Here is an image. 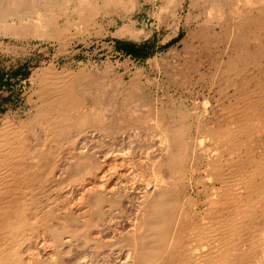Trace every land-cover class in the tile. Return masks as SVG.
<instances>
[{"label":"bare ground","instance_id":"bare-ground-1","mask_svg":"<svg viewBox=\"0 0 264 264\" xmlns=\"http://www.w3.org/2000/svg\"><path fill=\"white\" fill-rule=\"evenodd\" d=\"M148 2L158 28H171L163 42L187 30L182 48L150 61L169 87L195 75L198 52L225 44L227 57L200 77L212 80L220 120L199 121L191 139L176 98L151 110L141 69L130 81L110 62L35 72L32 115L0 122V264H264V0H0V33L59 38L111 12L117 35L141 39L151 30L134 16ZM131 131L133 146L120 144ZM155 137L156 156L142 142ZM113 144L132 147L126 162L150 179L142 199L105 181L119 165L107 158Z\"/></svg>","mask_w":264,"mask_h":264},{"label":"rangeland","instance_id":"rangeland-1","mask_svg":"<svg viewBox=\"0 0 264 264\" xmlns=\"http://www.w3.org/2000/svg\"><path fill=\"white\" fill-rule=\"evenodd\" d=\"M153 11H154V5H152L150 2H148V4L146 3L144 8L141 11H138L134 16L135 20L138 19V28L145 27V29L151 30V33H149V35H148L149 37L144 36L141 39H134L133 40L132 38H129V37H128L129 38L128 39L127 37L125 38V37H120V35H117L116 31H117L118 25L117 24H111V21H113L114 18H116V14L111 13V12H108L106 15L99 16L95 22L91 21L90 23L87 24V26L81 27L80 29L76 25L71 26L69 28H64L65 34L59 38L43 37V36H42L43 38H41V36H39V35L35 36L32 34H31V36L29 35V36H23V37H15L12 35H6V34L4 35L3 33H0V122H1V119H3L6 115H10L15 120H25L26 118L28 119L32 115V113H33V111L31 110L32 109V98L35 101V90L37 89V84L34 83V77L36 78L35 72L39 71L40 69L45 68V67H47L53 63L58 68L67 67V68H72V69L75 68V70H78L81 66H83V67L89 66L88 67L89 69L96 70L98 67L104 68L105 64L110 62L111 63L110 66H111L112 71H113L112 75L119 73V74H121L120 78L124 77L125 81L131 80V78L134 76V73H133L134 71H137L140 69L142 70L141 76L143 75L142 76L143 84H144V86H146V90H147L146 92L148 93L149 98L152 102L151 110L153 109L154 113H155L154 105H155L156 101L159 102L162 100L166 104H169V106H170V104H171V106H173L172 103H173L174 99L176 98L179 102V105L183 104L185 106V110L190 111L189 113L187 111H185V112H187L186 113L187 116L185 117L184 120L187 124L189 123L188 124L189 127L187 126L188 132H189L188 135L191 139H195L196 137H198L201 134L200 132H196L197 134L195 133V131H198L197 124L199 121H203V123L206 122L209 125L216 124L220 119L218 120L214 116H216L215 114L221 113V112H219V111H221V107H218L219 103L217 102V100H215V99H217L218 94L216 93L215 88H213V87L211 88L212 80L210 79V77L206 76V78H204V79H201L200 77H201V74L204 72L209 73L211 69L215 70L216 66L219 64V61L222 60V57L223 58L227 57L226 56L227 54L226 55H220L221 52L223 54H225L222 51L223 49H225L224 48L225 44L222 45V43H220L218 41H213L212 43H210L211 46L209 48L210 49L209 55H208V51H207L209 49L206 50L207 54H205L203 56H201L200 54L198 55V53H199L198 52L197 55H195L196 57L194 60V61H199V62H197V65L198 64L201 65V66H199V65L197 66L198 72L195 71L196 72L195 75L190 76V77L179 76L178 83L179 82H181V83H179V84L178 83L177 84L172 83V84H170V87H169L168 81L166 83L163 81L164 77L161 76V72H159L158 68H156L155 66H152L150 61L152 59H155L157 56H160V54L162 55L163 53L164 54L168 53L170 48H172L175 45H178L180 48H182L183 45H182L181 41H182V39H184L186 37L187 30L182 27L177 36L172 37L167 42H163L165 35H167L168 33L171 32V28H167L166 26L163 28H158V25L155 24L156 23L155 22L156 21L155 16L152 15ZM70 15L73 16V14L71 12H70ZM137 16H138V18H137ZM57 18H59V17H57ZM73 18L74 17H72V20L74 21V23H76L77 20L75 18L74 19ZM60 20H61V24L64 25V23L67 21V18L64 16H60ZM119 22L120 23H118V24L120 26L123 22L121 20H119ZM150 23H152V24L150 25ZM75 26L77 27L76 30H75V28H76ZM62 27H64V26H62ZM192 27L194 28L195 24ZM32 36H34V37H32ZM71 39H73V40H71ZM132 43L136 44V47L140 51L139 52L140 56L137 57V56H134L131 54H126L124 51L119 49V47L122 45H129ZM196 44H198V42ZM15 46H17V47H15ZM219 47H220V49H219ZM227 52H228V54H230L232 52L231 48H227L226 53ZM144 53L147 54L146 57H143L141 55ZM154 56H156V57H154ZM211 57H212V59H210ZM129 58H130V60H129ZM202 59H203V62L201 61ZM106 60H107V62H106ZM204 61H205V63H204ZM131 63H133V64H131ZM190 63L191 62L187 63L184 66V68L185 67L187 68V72L190 71L189 69L194 68L193 66H191L192 64L190 65ZM92 66H94V67H92ZM206 66H207V68H206ZM129 68H131V69H129ZM250 68L252 69L251 71H250ZM127 69H128V72H127ZM176 70L179 71L180 69L176 68ZM254 71L255 70L253 69V66L249 67L247 74L249 75L251 73L250 75H252L254 73ZM158 72L160 75L158 74ZM157 77L160 78L159 83H157V81H154V80H156ZM181 77L187 78V79L184 80ZM146 78H148V79H146ZM151 79H152V81H149ZM153 83H155V84L153 85ZM251 84L254 85L255 81L251 82ZM192 85H193V87H192ZM210 88H211V90H210ZM32 90H34V91H32ZM163 92L165 94L164 97L162 94ZM230 92H232V91H230ZM157 98H160V100ZM155 99H157V100L155 101ZM176 99H175V101H177ZM180 99H183V100H180ZM205 99H206V101H205ZM203 103H205L206 107H205V105L203 107ZM213 106H214V108H213ZM215 107H216V109H215ZM212 112H214L215 114L214 113L212 114ZM205 113H207V114H205ZM25 115H27V117H25ZM203 116H204V118H203ZM188 119H190V120H188ZM135 134L136 133L134 131L129 132L125 136V138H126L125 144H123V143H120V144L128 145L131 142H133L131 145V146H133L134 141L136 139V135H137V134L136 135ZM193 135H194V137H193ZM157 141H158L157 137H155V139H153L151 141H146V142L142 141L146 145H148V144L153 145L152 147H150L149 151L151 150L152 155L154 154L155 156H156V154H159L158 149H156V148H158V142ZM207 142H208V140H205V143H207ZM152 148L154 151L152 150ZM127 151L130 152V154H128ZM140 151H141L142 155L143 154L145 155L146 149L142 148ZM120 152H122L121 153L122 157L120 155H119L120 157L119 156L117 157V155L120 154ZM123 153H125L124 155H128L127 158H125V156L123 157ZM131 153H132V147H131L130 151L127 149L126 150L125 149L124 150L119 149V145H117V144H113L111 146V148H109V153L107 155V158L109 160L110 159L114 160L115 159L114 157H116V159H117L116 162H118L119 165H117V168H114V167L111 168V169H114L113 171L111 169H110L111 171L109 170V173H108L109 177L107 176L108 178L105 179V181L110 180V183L108 185L110 187H111V185H113L112 186L113 188L120 186L122 189L124 188V191L132 192L133 193L132 196L143 197L144 191H145L146 180H148L149 178L146 175L142 176V175L137 174V172H138L137 167H135L133 165L130 166L128 164V162H126L129 159L131 160V158H132ZM137 153H139V152H137ZM121 158L122 159L124 158L125 161L122 160ZM140 158H142V157H140ZM108 159H107V161H109ZM118 160H120V162ZM114 161H111V162H114ZM108 163L110 164V162H108ZM120 163H123V164H120ZM134 170H135V172H134ZM116 171H118L119 174L116 173ZM112 172L115 174L113 175ZM120 172H121L122 176H121ZM115 176H116V178L113 179ZM84 181H86V182H84ZM149 181H150V179H149ZM81 182H84L85 184H83ZM86 183L88 184L89 182H88V180L84 179L83 181L79 182V184H82L81 185L82 187L80 185H78L79 188L76 186L77 187L76 189L78 191H74V192H76V194L73 192V195H75V197H74L75 199H78V196L81 193L80 188L82 190L83 186L86 185ZM71 187L74 188L73 185L70 186V188ZM111 188H110V190L113 189V188L112 189ZM83 190H84V188H83ZM55 192L58 193V191H55ZM56 193H54V196L57 195ZM70 195H72V194H70ZM80 196H82V197L85 196V193L83 192V195L81 193ZM80 196H79V198H80V200H82V197H80ZM43 200L45 201L46 199L43 198ZM80 200H78V201L81 205L82 203L80 202ZM83 200H84V197H83ZM126 204L128 205L129 203H126ZM80 205H78V206H80ZM113 223L114 222H112V224ZM127 224L128 223H126V225ZM110 232H111V230H109V232H107V233L106 232H104V233L100 232L101 234L95 233L94 236H96V234H99L98 238H100L101 236H103L102 234L107 235ZM96 238H97V236H96ZM41 245L43 246V245H45V243L44 244L42 243ZM43 250L44 249H42V252H45ZM70 257H72V256H70ZM67 259H70V258L67 257ZM65 262H66V264H70L67 261H65Z\"/></svg>","mask_w":264,"mask_h":264},{"label":"trees","instance_id":"trees-1","mask_svg":"<svg viewBox=\"0 0 264 264\" xmlns=\"http://www.w3.org/2000/svg\"><path fill=\"white\" fill-rule=\"evenodd\" d=\"M136 44L132 43V44H129V45H122L119 47L120 50L124 51L126 54H131V55H134V56H140L139 54V50L138 48L136 49ZM143 57H146L147 54H141Z\"/></svg>","mask_w":264,"mask_h":264}]
</instances>
